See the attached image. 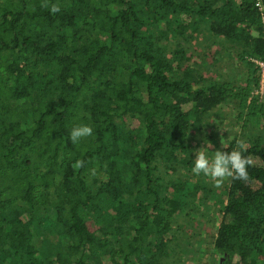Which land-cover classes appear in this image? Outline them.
I'll return each mask as SVG.
<instances>
[{"label":"trees","instance_id":"1","mask_svg":"<svg viewBox=\"0 0 264 264\" xmlns=\"http://www.w3.org/2000/svg\"><path fill=\"white\" fill-rule=\"evenodd\" d=\"M202 24L261 89L264 0H0V264H182L177 217L212 198L187 189L194 128L232 99L262 130L220 149L250 166L223 186L213 248L264 264V98L191 65ZM78 125L93 134L72 144Z\"/></svg>","mask_w":264,"mask_h":264},{"label":"rangeland","instance_id":"2","mask_svg":"<svg viewBox=\"0 0 264 264\" xmlns=\"http://www.w3.org/2000/svg\"><path fill=\"white\" fill-rule=\"evenodd\" d=\"M176 26L177 24L173 23L171 30L176 32ZM187 54L192 56L191 65L195 66L198 71H202L207 77L221 84L229 85L234 94H243V89L249 86L251 95H254V98L260 97V89L256 91L252 83L248 84L250 72L240 56L232 50H226L218 39L208 34L204 24L201 25L200 33L195 35L192 44L187 48ZM218 60L220 61L217 62ZM240 100L232 99L206 115L203 122L195 126V140L200 143V147L195 145L196 142L193 143L195 150L207 147L210 143L212 147L208 154L211 155L221 149V142L224 146L235 139L239 143H244L249 138L253 139V135L261 133L262 119L258 116L248 120L249 110L246 106L244 109L240 108ZM246 120H248L247 124H245ZM139 135L141 138L142 131ZM226 181L227 179L216 187L212 180L200 175L188 184V191H193L196 187L203 185L210 191L212 198L207 209L199 205L198 196L189 198L188 208L177 217L174 226L177 231L176 239L172 246L175 248L176 260L181 259L182 264H218L220 257L213 248V242L218 222L221 219L220 197L223 195V186ZM103 200L104 205H107V198L104 197ZM187 212L189 214L185 215Z\"/></svg>","mask_w":264,"mask_h":264},{"label":"clouds","instance_id":"3","mask_svg":"<svg viewBox=\"0 0 264 264\" xmlns=\"http://www.w3.org/2000/svg\"><path fill=\"white\" fill-rule=\"evenodd\" d=\"M52 12L59 11L53 7ZM93 134V129L88 125L74 126L69 134V141L76 144L82 137H88ZM212 145L209 143L207 147L194 150V159H192L191 173L195 176H204L214 182V186L219 187L226 179L247 180V168L250 161L243 156L240 150L232 151L216 150L209 155V149ZM221 149L224 145L221 142Z\"/></svg>","mask_w":264,"mask_h":264},{"label":"built area","instance_id":"4","mask_svg":"<svg viewBox=\"0 0 264 264\" xmlns=\"http://www.w3.org/2000/svg\"><path fill=\"white\" fill-rule=\"evenodd\" d=\"M254 62L261 68L262 71V81H261V89H260V98H264V63L260 61H255Z\"/></svg>","mask_w":264,"mask_h":264}]
</instances>
